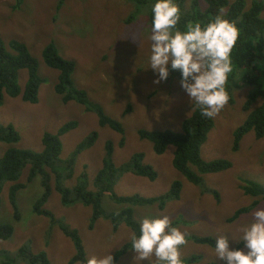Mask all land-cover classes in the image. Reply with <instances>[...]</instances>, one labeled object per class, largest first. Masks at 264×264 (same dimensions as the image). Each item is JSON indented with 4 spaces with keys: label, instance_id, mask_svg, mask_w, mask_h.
Wrapping results in <instances>:
<instances>
[{
    "label": "rangeland",
    "instance_id": "obj_1",
    "mask_svg": "<svg viewBox=\"0 0 264 264\" xmlns=\"http://www.w3.org/2000/svg\"><path fill=\"white\" fill-rule=\"evenodd\" d=\"M15 2L0 0V36L5 40L17 38L26 42L39 59V72L43 75L40 74L43 82L38 102H28L21 96L5 93V100L0 104V121L5 125L13 123L21 134L16 145L41 150L45 131L56 132L68 120L76 119L79 125L61 137L62 156L68 157L79 141L91 131H97L99 136L95 145L79 154L75 166L74 176L81 173L86 164L90 178L103 164L108 140L114 142L117 164L129 161L135 152L143 151L145 160L157 170V178L150 180L128 172L116 184V192L120 195L156 196L166 192L175 179L182 180L179 198L168 201L162 209L158 204L137 206V219L157 215H168L172 221L178 219L176 226L188 237L180 249L186 264H225L214 258V245L199 242L194 236L236 234V224L250 213H243L234 220L232 216L254 199L241 189L240 177L264 182V137L257 138L255 132L250 131L242 138L240 149H233L234 131L249 112L244 108L248 90L234 91V102L229 100L214 117L216 125L202 147V156L207 160L227 158L233 165L218 172L201 173L203 187L208 189L204 193L174 166L173 144L158 154L152 141L141 138L138 133L140 128L178 129L180 119L193 110L180 86L179 77L174 80L167 77L154 83L156 74L147 68L150 47L147 37L151 26L145 14L136 13L130 18L131 10L136 7L131 0H64L59 9V0H24L18 8H14ZM51 41L56 43L62 55L75 62V86L86 89L90 99L102 104L106 113L118 119L125 128L124 135L109 125L101 126L97 114L87 110L84 104L62 100L55 89L59 70L46 65L41 56L42 49ZM26 80L27 69H21L19 83L22 87ZM259 103L260 100L253 107ZM0 146L4 144L0 143ZM27 174L25 169L20 181L27 182ZM72 182L67 180L66 184ZM11 184L6 182L1 194L0 219L3 220L0 222H14L15 230L9 240H0V247L16 251L28 242L33 251L51 250L52 264H66L75 252L71 238L58 225L52 226L49 218L33 210L36 198L43 191L41 177H35L19 191L18 202L23 216L19 222L13 218L9 201ZM212 190L220 193V199L215 198ZM110 198H104V206L114 211L116 209L112 208L119 204ZM110 201L114 204L110 205ZM258 206L264 207V200ZM46 207L78 228L88 257L103 256L109 251L113 254L129 241L132 229L126 223L115 231L110 220L100 218L91 229L92 208L81 202L64 205L55 188ZM229 244L232 248H243L242 242L231 238ZM134 255L131 249L116 264H134ZM16 264L27 263L17 260ZM142 264H148V261L144 260Z\"/></svg>",
    "mask_w": 264,
    "mask_h": 264
},
{
    "label": "trees",
    "instance_id": "obj_2",
    "mask_svg": "<svg viewBox=\"0 0 264 264\" xmlns=\"http://www.w3.org/2000/svg\"><path fill=\"white\" fill-rule=\"evenodd\" d=\"M131 1L136 7L135 10L134 8L131 10L130 18H133L136 13L145 14V19L151 26V0ZM23 2L24 0H16L14 8L20 7ZM177 2L183 13L182 21H207L210 17L220 14L235 21L240 30L237 44L232 51L234 71L230 74L226 85L230 102H234L232 98L234 91L244 88L248 90L244 104L245 110L249 111L248 115L234 131L233 149L237 151L240 149L242 138L248 132L254 131L257 138L264 137V0H177ZM63 4L64 0H59L58 9ZM128 21H130L129 17ZM41 56L46 65L59 70L55 89L65 103L75 100L84 104L87 110L97 114L101 126L109 125L119 133L125 134V128L118 119L106 113L102 104L90 99L86 89L75 86L73 80L75 62L62 55L54 41L45 45ZM21 69H27V80L24 87L19 83ZM40 74L42 75L41 71L39 72V59L31 52L26 42L17 38L5 40L0 36V104H3L5 100V93L13 97L21 96L28 102H38L43 82V75ZM168 77L172 80L175 77L181 78L179 70L173 69L169 70ZM259 100L260 103L253 107ZM215 121L214 117H203L199 109H193L187 116L180 119L178 129L174 127L140 128L138 133L141 138L152 141L154 150L158 154L164 153L168 146L173 144L175 146L174 166L190 182L206 193L208 189L203 187L201 173L218 172L233 165L232 161L227 158L207 160L202 156V147L208 139L209 132L216 125ZM78 125V120L71 119L61 125L56 132L45 131L42 135L43 147L37 150L17 146L16 143L21 137L19 130L13 123L5 125L0 121V143L4 144L3 147L0 146V205L4 185L10 181L12 184L9 188V201L14 211L13 218L19 222L23 217L18 202L19 191L25 188L28 182L40 176L43 191L36 198L33 210L36 214L49 218L52 226L58 225L64 234L71 238L75 252L66 264L81 263L88 256L78 228L46 207L54 188L61 194V201L64 205L81 202L92 208L89 228L93 229L98 219L106 218L112 222L115 231L122 223H126L132 231H138L140 221L136 217L137 206L158 204L162 209L168 201L179 198L183 189L182 180L175 179L166 192L156 196L118 194L115 186L124 174L131 172L155 180L158 172L151 163L145 160L146 156L143 151L135 152L129 161L117 164L114 160L115 146L112 140L106 142L103 164L92 178L88 176L86 164H84L85 169L74 176L79 154L94 146L99 136L97 131H91L77 143L68 157H63L61 137ZM25 169L28 170L27 182L23 183L20 179ZM240 178L241 189L246 195L254 198L253 202L256 198L264 199V182ZM67 180L72 184L67 185ZM212 193L216 199H220L221 196L217 190H212ZM106 196L119 204L112 208L116 210L110 211L105 208L104 198ZM112 204L114 203L110 201V205ZM246 212H248L247 206L241 207L236 210L232 219ZM172 223L177 225L179 220L175 219ZM14 230V222L9 220L0 222V240H9L14 235ZM194 239L212 245L215 242L213 236H194ZM130 247L129 240L112 254L114 264L131 250ZM50 253L49 249L33 251L28 242H24L16 251L0 247V264H16L17 260L27 264H52Z\"/></svg>",
    "mask_w": 264,
    "mask_h": 264
},
{
    "label": "clouds",
    "instance_id": "obj_3",
    "mask_svg": "<svg viewBox=\"0 0 264 264\" xmlns=\"http://www.w3.org/2000/svg\"><path fill=\"white\" fill-rule=\"evenodd\" d=\"M150 41L147 68L155 74L154 83L166 80L169 70H179L180 86L192 109L201 116L215 117L229 101L226 85L233 73L232 51L240 30L235 21L216 14L207 21H182L177 0H151ZM182 25V26H181ZM247 204L248 213L236 224V234L215 237L213 256L225 264H264V207ZM230 238L243 248L230 247ZM187 233L172 223L168 215L144 216L139 228L129 233L134 264H186L181 246ZM81 264H114L109 251L92 255Z\"/></svg>",
    "mask_w": 264,
    "mask_h": 264
}]
</instances>
